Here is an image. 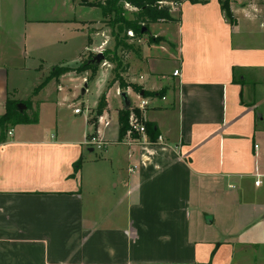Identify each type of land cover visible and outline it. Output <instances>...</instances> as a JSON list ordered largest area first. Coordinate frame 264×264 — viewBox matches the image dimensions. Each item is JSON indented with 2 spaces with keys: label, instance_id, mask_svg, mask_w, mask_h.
Instances as JSON below:
<instances>
[{
  "label": "crops",
  "instance_id": "crops-1",
  "mask_svg": "<svg viewBox=\"0 0 264 264\" xmlns=\"http://www.w3.org/2000/svg\"><path fill=\"white\" fill-rule=\"evenodd\" d=\"M169 1L178 16L151 23L153 39L122 31L133 46L120 73L127 87L117 81L121 104L105 98L99 113L100 101L75 98L90 70L53 72L114 51L109 17L88 18L96 7L75 0H64L67 19L29 16L24 0L0 2V117L14 100L38 118L9 125L2 140L0 128V264H264V27L239 1L230 3L233 22L219 0ZM61 22L88 37L76 63L41 59L40 88L10 98L8 69L19 66L8 50L18 42L27 50L29 26ZM98 64L114 79L116 64ZM132 89L149 101L139 112L156 134L128 126L121 136L119 112L129 109L130 123L138 107L121 97ZM91 135L107 142L97 158L85 143Z\"/></svg>",
  "mask_w": 264,
  "mask_h": 264
},
{
  "label": "rangeland",
  "instance_id": "rangeland-1",
  "mask_svg": "<svg viewBox=\"0 0 264 264\" xmlns=\"http://www.w3.org/2000/svg\"><path fill=\"white\" fill-rule=\"evenodd\" d=\"M3 0H0V2ZM96 1V0H94ZM98 1V0H97ZM105 1V0H102ZM24 2L28 3L29 8L27 9V14L29 16L34 14H37L41 18H47V19H67L72 12L69 9V7L64 4V0H24ZM162 2V3H161ZM65 5V6H64ZM158 8L164 11H167L171 14V17L178 16V10L175 8L178 7V5L171 4L168 0H160L159 3H156ZM0 13L3 15V7H6L4 4H0ZM123 16H125L126 19L131 20L134 17L135 12H139L138 8L126 4L123 7ZM86 17L94 19L97 16L102 17L101 8L96 6V9L86 11ZM1 15V14H0ZM1 15V16H2ZM0 16V17H1ZM3 17V16H2ZM115 14L112 17H109V20H107V23H114ZM234 20V16H233ZM110 21V22H109ZM162 21V20H161ZM151 23L155 22H149L147 27L149 28V25ZM28 27V31L33 33V36L31 40L28 41L27 44V50L24 49L23 42H18L17 45L10 46L9 52H12V54L15 56V62L18 64V68L11 67L8 69V84H9V92L11 93L10 98L14 96V98H27L29 94L33 92L35 87L38 89L40 88L39 84L44 80L43 78V72L38 70L36 67V64L41 62V59H44V64L52 62V61H61L65 59V62H68L69 65H74L76 63V56L78 55V50L80 49V45L83 41V39L88 38L84 33L81 26L77 27L74 25H71L67 22H61L60 25H45V26H39V27ZM167 26V25H166ZM166 26H164L166 28ZM173 25H169L168 27L171 28L170 30H173ZM20 26H18L19 28ZM121 25L117 24L113 29L114 33L122 36V29ZM116 29L119 32H116ZM156 31V29H153ZM169 30V29H168ZM19 32H21V28H19ZM168 34V33H167ZM173 35V31L171 32ZM171 35V36H172ZM18 36V35H17ZM146 37H150V32L147 34L145 33ZM108 51V50H107ZM105 52V51H104ZM25 53H29L28 56H25ZM92 55V54H91ZM91 55H89V58H91ZM92 59V58H91ZM86 60V59H85ZM84 60V61H85ZM113 63V62H112ZM65 64V63H64ZM63 64V65H64ZM116 64V62H114ZM125 63H123L121 66H123ZM100 65V64H99ZM117 66V64H116ZM118 70V69H117ZM114 76V71L111 68H100L98 69L97 73L90 79V86L87 90V92L82 91L78 89L76 90L75 98H77V101H89L90 103H95L97 101H100L102 95L104 93H107V90L109 89V93L105 96V98H108L109 102L113 106H115L116 101L118 104H121L120 97L117 95L119 93H116V91H113L112 88H114L115 83L117 81L113 82V78L110 79L111 75ZM110 79V80H109ZM111 85V86H110ZM133 91L128 94V98H131V103L134 105H139L141 96L139 93H136L134 89ZM13 95V96H12ZM120 95V94H119ZM31 105V103H30ZM51 106H49V110L45 113H43L42 118L44 119V122H47L50 117V110ZM66 108V106L63 108V110ZM102 107L101 105H98L97 112L99 113ZM135 112L136 115H138L140 118H142V115H140L142 111L140 109H136ZM66 115V112L65 114ZM27 116V114H26ZM61 117V114H60ZM66 117V116H65ZM28 120H30V117ZM68 121V117H67ZM130 125V123H129ZM94 157L97 158V156H100L104 153L105 150L103 149H95L94 150ZM107 186H110L108 182L106 183Z\"/></svg>",
  "mask_w": 264,
  "mask_h": 264
},
{
  "label": "trees",
  "instance_id": "trees-1",
  "mask_svg": "<svg viewBox=\"0 0 264 264\" xmlns=\"http://www.w3.org/2000/svg\"><path fill=\"white\" fill-rule=\"evenodd\" d=\"M80 1L82 4L87 6H98L101 8L102 12H104V15L106 17H112L115 14L114 23L110 22L108 23L109 26L113 29L117 24L121 25L122 31H126L128 33L129 31L134 32V36L142 37L143 33V27H147L149 22H159L160 20H172L171 14L167 11L159 9L156 3H159L160 0H98L95 3H92L90 0H75ZM191 3L199 4L204 3L207 0H189ZM221 4V8L226 13L227 17L229 18L230 22H233V13L230 9V3L231 0H219ZM125 4L132 5L136 8H138L139 12H135L134 17L129 20L126 19L125 16H123V7ZM149 29V28H148ZM116 36V44H115V50L111 51H105L104 56L105 60L109 62H116V71L115 77L113 79V82L119 81L120 86L125 89L127 87V83L123 80L120 73H123L126 71L127 66L123 63L124 59V52L126 50H132L133 46H129L125 43V37H121L117 34ZM152 39L154 37H151ZM158 40V38H157ZM121 47L122 49V55L119 57L117 53V49ZM94 56H91L93 58ZM91 58L83 61L79 67H70V66H63V67H57L55 72H53V76H60L63 75V73L66 72H77L81 73V71H91V78L97 73L99 64L91 63ZM118 69V70H117ZM111 86V85H110ZM99 105H101V109L103 110L104 104H105V95L103 94L100 98ZM120 115V134L121 136L125 135V131L127 130L129 126V109H122L119 112ZM26 116L25 111H20L18 107V101H9L6 106V112L4 115L0 117V128H1V140L4 137V132L8 129L9 125L13 126L15 124L20 123H36L38 122V118L36 113H33V116L30 117V120H28ZM146 130H149L150 132L157 133L155 129V123L151 122L150 124L146 123Z\"/></svg>",
  "mask_w": 264,
  "mask_h": 264
},
{
  "label": "built area",
  "instance_id": "built-area-1",
  "mask_svg": "<svg viewBox=\"0 0 264 264\" xmlns=\"http://www.w3.org/2000/svg\"><path fill=\"white\" fill-rule=\"evenodd\" d=\"M231 1H239L245 5H247V14H251L252 12L256 15V17L260 18L261 20V25L262 27H264V0H231ZM162 3V2H161ZM174 4V3H172ZM127 6H129V4H126ZM174 5H178V3H175ZM129 35H133V31L131 30L129 32ZM175 76L179 75V70H175L173 73ZM149 101L147 99L141 98V101L138 105V107H136L137 109L140 110H145L146 106L148 105ZM76 114H79L81 112L80 108H76L74 111ZM100 120H102V117L100 118ZM106 126H109V122L105 123ZM129 132L131 134L134 133H146V126H145V122H144V117L142 116V118H140L138 115L135 114V112L133 111V113L131 114V118H130V125H129ZM9 135L12 134V132H8ZM159 141H162V137H159ZM85 143L88 146H91L95 149H102L103 146H105L107 144V142L103 141V139L100 137H97L95 135H91L88 136ZM257 184H261V181L259 179L256 180V185Z\"/></svg>",
  "mask_w": 264,
  "mask_h": 264
},
{
  "label": "water",
  "instance_id": "water-1",
  "mask_svg": "<svg viewBox=\"0 0 264 264\" xmlns=\"http://www.w3.org/2000/svg\"><path fill=\"white\" fill-rule=\"evenodd\" d=\"M148 32H149V29L146 28V27H143L142 33L145 34V33H148ZM104 59H105L104 53H103V52H99V53H97L96 56H94V58H92L91 63H96V64H98V63L102 62ZM87 85H88V84H85V87H86ZM85 87L83 88V91H85ZM121 97H122L123 100H124L125 107L128 108L129 105H130V99L128 98L127 93H126V92H122V93H121ZM18 107H19L20 111H22L23 109L26 108V105L23 104V103H20V104L18 105Z\"/></svg>",
  "mask_w": 264,
  "mask_h": 264
}]
</instances>
